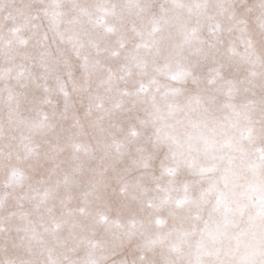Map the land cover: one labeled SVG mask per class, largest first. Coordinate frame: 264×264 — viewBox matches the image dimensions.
Instances as JSON below:
<instances>
[{
  "label": "snow or ice",
  "instance_id": "1",
  "mask_svg": "<svg viewBox=\"0 0 264 264\" xmlns=\"http://www.w3.org/2000/svg\"><path fill=\"white\" fill-rule=\"evenodd\" d=\"M0 264H264V0H0Z\"/></svg>",
  "mask_w": 264,
  "mask_h": 264
}]
</instances>
